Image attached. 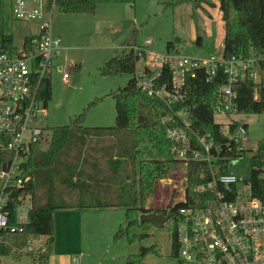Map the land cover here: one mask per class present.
I'll use <instances>...</instances> for the list:
<instances>
[{"label":"trees","instance_id":"obj_1","mask_svg":"<svg viewBox=\"0 0 264 264\" xmlns=\"http://www.w3.org/2000/svg\"><path fill=\"white\" fill-rule=\"evenodd\" d=\"M194 7L202 3L214 5L212 0H189ZM56 5L66 13H94L97 0H56ZM225 23L223 55L258 56L263 71L259 80L247 78L236 85L235 113H264V0H219ZM180 37L167 42V48L178 47ZM122 51L107 60L100 68L104 75L134 73L140 58L134 50L136 29L123 42ZM14 46L13 36L3 34L2 48ZM227 74L219 67L211 80L203 68L197 69L196 77L187 81L188 97L184 102L190 110L191 125L201 134L210 133L216 141L224 144L222 123L215 120L219 100L217 88L226 83ZM168 80V86H170ZM116 101V122L110 126L86 125L85 114L91 104L72 118L68 124L51 129L48 147L37 142L32 146L27 160L22 164L25 175L30 178L24 186L15 188L10 210V225L0 231V257L20 259L24 255L36 264H49L54 252V212L59 209L125 207L126 226H120L115 237L126 233L129 241L141 240L147 235L150 222H140L141 213L156 211L170 213L175 217L180 206L194 203L199 195L193 188L209 178V169L203 162L189 161L187 166L186 192L188 203L180 201L165 208L145 206L147 197L156 192L163 178H175L183 162L175 157L172 143L166 135L167 123L162 117L170 116L180 104L169 107L162 100L146 95L133 76L126 85L112 90ZM46 105L52 98L51 79H47L41 91ZM226 155H236L235 151ZM242 154L247 155V150ZM230 169L226 168L228 172ZM256 193L264 197V142L243 168ZM205 173V178L201 174ZM30 201L28 220L18 223L17 209ZM139 230V231H133ZM46 236L41 247L27 250L32 238ZM151 247L142 246L137 254H131L126 264H148L143 258ZM178 253L174 235L173 255Z\"/></svg>","mask_w":264,"mask_h":264},{"label":"built area","instance_id":"obj_2","mask_svg":"<svg viewBox=\"0 0 264 264\" xmlns=\"http://www.w3.org/2000/svg\"><path fill=\"white\" fill-rule=\"evenodd\" d=\"M11 7L15 19L34 22L37 30L23 39L19 49L16 45L11 49L0 46V231L17 229V225H10L9 204L15 188L24 186L30 178L22 164L32 146L47 138L48 128L40 125L48 106L41 91L64 49L61 37L52 31L56 0H12ZM151 42L147 39L144 45L134 46L140 57L133 73L137 86L171 108L180 104L162 121L172 122L167 123L166 135L175 157L185 166V181L189 161L203 162L210 171L208 180L193 188L199 195L194 203H188L185 182L182 201L188 204L180 206L175 217L171 215L178 263L264 264V197L256 193L244 167H239L246 156L242 153H248L247 127L234 119L222 123L227 141L221 144L210 133L193 129L190 110L184 105L188 78L196 77L197 69L203 68L211 80L223 67L228 80L217 88L215 114L235 113L236 85L249 77L256 78L258 56L253 53L226 58L222 49L220 54L199 57L183 54L179 47L157 52L149 48ZM60 70L63 79L70 76L63 66ZM225 151L237 154L226 155ZM226 168L230 170L226 172ZM201 177L205 178V173ZM30 205V201L19 205V224L28 220ZM33 239L27 250L35 249ZM3 240L0 235V242Z\"/></svg>","mask_w":264,"mask_h":264},{"label":"rangeland","instance_id":"obj_3","mask_svg":"<svg viewBox=\"0 0 264 264\" xmlns=\"http://www.w3.org/2000/svg\"><path fill=\"white\" fill-rule=\"evenodd\" d=\"M10 1L0 0V46L3 34L13 33V43L19 49L23 35L33 24L14 19ZM214 25L213 33L208 34L205 15L189 0H97L96 10L91 14L66 13L56 7L52 31L62 37L65 52L74 57L73 62L78 66L66 68L70 73L67 79H63V72L56 66L52 70V98L47 106V114L42 116L40 122V125L48 128V132H45L47 138L41 143L42 148L48 147L53 127L68 124L92 102L85 114L86 125L115 124L116 101L110 92L126 85L133 74L107 76L100 67L120 53L123 41L133 30L136 29L137 44L144 45L150 39L152 43L149 48L157 52H166L167 42L178 35L183 39L179 46L181 53L209 57L220 54L223 49L215 45L222 36L218 37L215 33L217 23ZM199 36L203 38L202 45L197 43ZM59 62H66L64 56ZM138 64L141 65V62ZM256 74V80L263 75L259 65H256ZM230 119L248 123L249 140L246 147L248 155L255 153L258 145L264 142V113L215 114L217 122L224 123ZM248 155L239 162V167L247 165ZM185 175V166L182 165L177 177L161 179L156 192L147 197L145 206L165 208L182 201ZM72 215L70 219L78 221L77 214ZM82 220L86 223L85 250L88 256L85 257V264H126L128 256L137 254L142 246L151 247L143 258L148 264H179L173 255V217L162 227L150 222L145 229L147 235L132 242L126 233L115 237L120 226H126L125 207L87 210ZM56 234L60 241L61 232L54 230V236ZM42 243V239L34 238L32 247L37 249ZM58 245L62 247L64 244L60 241ZM76 255V251L64 255V264H78L71 261ZM25 261V264H34L29 255L25 256Z\"/></svg>","mask_w":264,"mask_h":264},{"label":"crops","instance_id":"obj_4","mask_svg":"<svg viewBox=\"0 0 264 264\" xmlns=\"http://www.w3.org/2000/svg\"><path fill=\"white\" fill-rule=\"evenodd\" d=\"M212 2L214 3V5H210L208 3H202L200 5V7H197V8L201 14L205 15V23H206L208 34L213 33V27L215 26L214 24L217 23L218 28L215 27V33L218 34V37L219 36H222V37H221V40L215 45H216V47L219 45L220 47L223 48L224 36H225V23H224V20L222 18V11L220 10V7H219V0H212ZM11 5H12V0L10 1V8H11V12H12ZM12 17L14 18L13 14H12ZM53 17H54V15H53ZM211 21H213L215 23L212 24ZM24 22H26V21H24ZM30 23H32L33 26L30 27L29 31L23 35L22 39H24L28 34L37 30L36 24L34 22H30ZM216 28H217V30H216ZM10 34L13 36V33H10ZM56 35H59V34H56ZM176 36H178V35H176ZM61 39H62V37H61ZM22 42H23V40H22ZM62 43H63V40H62ZM181 43H183V39L180 37V42L177 44L178 47L181 45ZM202 44H203V38H202ZM123 47H124V45L122 43L121 51H122ZM167 50H168V48H167ZM63 56L66 59V62H59V60H61ZM73 58L74 57H72L69 52H67V51L65 52V46H64L62 54L60 55V57H58L55 60V66L59 70L61 69V66H63L65 69L67 67H71L74 65L78 66L77 64H75L73 62L74 61ZM70 61H72V62H70ZM71 63H72V65H71ZM234 120H236V119H234ZM240 123H243L247 127L248 133H249L248 123L247 122H240ZM91 126H96V125H91ZM248 136H249V134H248ZM92 209H97V208H81V209L68 208V209H59V210H56L54 212V230L57 233L61 232L62 238L60 237V241L64 245L62 247H59L58 244L60 241H59V237L56 234L54 236L55 237V239H54V245H55L54 246V252L50 256L49 264H64V262H65L64 261V255H67V254L71 255L75 251H76V254H78V256L80 257V260L78 261L79 257L76 255L74 257L72 256L73 258H71V261H73L74 263L78 262V264H85L84 260H85V257L88 256V253H86V250H85L86 249V242H85L86 241V223L82 219L84 217V212H86L87 210H92ZM74 213H76L77 217H78V221H76V222L74 220L72 221L70 219L71 215ZM72 217H73V215H72ZM37 238H40V240L42 239L44 242V240L46 239V236H38ZM56 247L59 248V250H57ZM25 256H28V255H24L20 259H14L11 257L6 258L5 256H1L0 257V264H25L26 263ZM33 263L36 264L34 262V260H33Z\"/></svg>","mask_w":264,"mask_h":264},{"label":"water","instance_id":"obj_5","mask_svg":"<svg viewBox=\"0 0 264 264\" xmlns=\"http://www.w3.org/2000/svg\"><path fill=\"white\" fill-rule=\"evenodd\" d=\"M197 43L199 45L202 44V37L200 36L198 37ZM170 217H171L170 213L163 214V213L156 212V211H150V212L141 213L139 220L140 222H146V221L152 222L156 226L162 227L165 224V222L170 219Z\"/></svg>","mask_w":264,"mask_h":264},{"label":"flooded vegetation","instance_id":"obj_6","mask_svg":"<svg viewBox=\"0 0 264 264\" xmlns=\"http://www.w3.org/2000/svg\"><path fill=\"white\" fill-rule=\"evenodd\" d=\"M171 217H172V216H171ZM171 217H170V218H171Z\"/></svg>","mask_w":264,"mask_h":264}]
</instances>
